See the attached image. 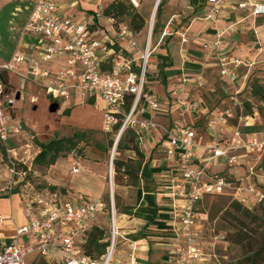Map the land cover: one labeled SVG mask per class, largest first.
<instances>
[{
  "label": "built area",
  "instance_id": "obj_1",
  "mask_svg": "<svg viewBox=\"0 0 264 264\" xmlns=\"http://www.w3.org/2000/svg\"><path fill=\"white\" fill-rule=\"evenodd\" d=\"M95 1V19H100L104 17L105 4L112 0ZM131 1L139 8L137 0ZM161 1H155L153 18ZM207 2L210 8L205 19L212 22L217 20L221 10L229 4L228 0ZM178 3L181 5V12L190 10L191 0H178ZM235 9H249L254 17L264 16V0H246L238 3ZM106 19L114 27L115 35L113 38L106 36L96 39L92 36L94 20L80 23L64 15L57 0H35V9L24 33L39 39V56H32L20 50L11 62L0 67V141L5 146L7 162L4 161V154H0V161L6 163L9 171L7 189L17 190L21 194L27 215V223L17 228L16 237L10 242H2L0 264H27L26 258L32 255L48 264H138V245L130 238L131 233L121 224L128 216L118 213L114 199L109 205L103 198L75 202L61 190L43 185L30 167L22 168L14 156L16 149L7 144L12 136L22 134L25 126L5 110V99L9 98L10 93H7L8 87L1 78L2 72H14L26 80H32L44 89L54 102L69 100L74 92L79 93L82 99H101L105 103L103 131L115 135V150L129 130L135 131L141 140L145 133L155 130L157 126L162 127L154 119L156 114L166 111H163L160 101L146 88L153 54V28L142 49L137 40L138 34L134 33L127 23L122 22L115 26V19ZM223 34L221 33L214 43H206L203 46L210 58L217 59L221 76L235 83L239 81L241 71L250 72L258 64L256 61L241 56L233 57L225 52L222 49ZM170 35L171 32L167 29L162 38ZM182 38L183 42L187 41L186 34H182ZM117 46L128 52L132 51L133 56H121L116 50ZM60 59L64 60V65L55 69L54 65H58ZM136 61L140 64L137 65ZM47 64L53 65L52 68L47 67ZM195 84L198 89L204 88L202 78H197ZM176 106L179 116L183 118L197 111L200 103L189 98H179ZM148 112L150 116H147ZM232 116L231 113L221 115L218 121L227 125ZM180 121L179 125L171 129L162 127L166 139L165 152L176 163L173 179L175 182H181L175 195L186 200L185 205L180 208L182 230L174 236L175 252L172 264H196L208 260L202 248V218L197 213L198 203L207 196L222 194L226 190L232 191L234 199L245 207L264 203V191L259 188L256 179H264L257 173V168L264 158V131L252 133L250 140L245 141L239 124L230 140L225 143L218 141L208 148L211 160L225 159L230 167L248 166L245 177L239 180V184H234L223 177H208V162L193 164L198 145L197 132L188 124H183V119ZM218 121L210 120L207 127L215 130ZM240 121L245 127H249L254 124L255 118L246 115ZM35 139L32 137V142L21 146L26 148L28 156L31 149L32 153L36 152ZM240 149H244L246 155L235 154ZM250 155L254 156L255 164L248 162L247 157ZM78 172L77 162L73 173ZM185 184L190 186L189 190L185 188ZM102 216L109 218V246L104 255L94 259L85 254L84 246L92 224ZM1 221L0 218V223ZM121 244L128 248V259L123 262L117 257Z\"/></svg>",
  "mask_w": 264,
  "mask_h": 264
},
{
  "label": "crops",
  "instance_id": "obj_2",
  "mask_svg": "<svg viewBox=\"0 0 264 264\" xmlns=\"http://www.w3.org/2000/svg\"><path fill=\"white\" fill-rule=\"evenodd\" d=\"M57 1L64 15L72 17L74 20L79 19L80 23L94 20L92 26V36L94 38L114 37V27L105 17L95 19L97 11L95 0ZM137 1L140 8L142 0ZM228 1L229 4H226L221 10L217 20L212 22L205 19V15L210 8L207 0H191V7L187 11L185 18L178 21L181 15H173L169 21L171 23H168L169 25L161 32L157 43L153 46L151 41L153 54L147 73L146 88L161 102L163 111L170 114L171 118L168 120L170 126L174 127L181 122L176 106L177 99L189 98L200 103L199 109L190 113L187 119L190 124L188 125L191 128L194 127L193 129L197 132L198 145L196 146L194 165L208 162L207 147L215 143L218 138L225 137L226 135L225 133V135L220 136V131L211 129H206V133H203L201 130L202 126L207 120L218 121L220 114L232 111L233 106L239 101V95L243 92L246 84V81L244 83L239 81L233 83L228 78L221 76L219 67L217 66V59L213 57L210 60L203 45L214 43L218 39V36L224 33L222 37V49L229 53L230 56H241L244 59L256 61L258 65L264 63L263 59H258L262 50L255 48L257 42L251 41L247 36V32L255 30L256 38L264 41V26L256 25V21L264 18V16L254 17L251 15L249 9H235L238 3L245 2L246 0ZM12 2L20 3V6H16L14 11L25 15L21 21L23 32L10 60L0 62V67L11 62L14 55L20 50L38 57L40 53L39 48H41L37 37L28 36L24 33L25 27L35 9V0H0V10ZM105 5L107 6L108 3ZM153 6L155 5L153 4ZM173 20L180 22V26L171 32L170 27L174 22ZM184 20L187 21L185 22ZM167 29L170 30L171 35L162 38L163 32ZM141 34L142 32L137 35V40L143 49L145 42L144 40L140 41L139 37ZM182 34H186V42H183ZM28 37L32 38V42L28 40ZM121 48L123 47L117 46L116 50L118 54L126 58L133 56L132 51L128 52ZM209 60L214 62V64L211 66L207 65L206 62H209ZM136 63L137 65L140 64L139 61H136ZM63 65L64 60L60 59L58 65H54V67L58 69ZM46 66L52 68L53 65L47 64ZM206 67L209 69L210 67L215 68L219 73L220 80H223L227 86L218 85L217 78L212 74L204 76ZM197 78H202L204 83L203 89L197 88L195 84ZM164 80L166 85L163 84ZM242 84L244 85L242 86ZM88 102L100 108L99 123L93 124V127L102 131L105 103L97 97L89 98ZM147 116H150L149 112ZM154 121L164 128L168 124L164 117L157 116ZM253 125L249 127H253ZM222 126L225 132L231 131L233 133L234 130H231V126ZM67 127L73 128L72 125L64 126L63 128ZM151 132L145 133L141 140L138 138L141 142V151L145 156L138 187L113 184V182L111 183V187L113 192H117L118 196L122 197V199L124 198L125 202L126 199L132 201V204H128L134 208L135 213L138 212L152 219V221H148L143 218L127 215L128 219L121 222L135 239L130 238L138 245L136 253L138 264H172L175 252L173 240L175 234L182 230L180 208L185 205L186 200L175 195L178 192V184H181V182H175L173 179L176 163L165 152V135L158 130H154L153 133ZM39 151L33 157L32 172L43 185L56 187L55 189L61 190L68 198L78 203L91 199L89 196L94 199H100L108 192L110 185L107 175L103 179L109 187L107 188L104 185L101 192L95 195L92 189L81 183L77 186H73L72 184L70 186L66 185L62 178L51 172V169L58 165L59 159L56 162L57 165L55 164L56 166L34 164V159ZM70 158L73 160L70 164L72 168L70 173L76 174L73 173L76 164L75 158L74 156H69L68 159ZM38 166L41 168V171L37 170ZM246 172L247 170L244 168L230 167L225 159H213L208 163L207 169L208 177H223L227 180L228 177L225 176H234L237 178L236 180H241L245 177ZM111 173L113 174V172ZM7 176L9 178V173ZM84 179L83 177L82 180ZM5 180L8 179L0 177V218L2 219L0 223V249L2 242H10L14 239L17 235V228L23 227L27 223L25 203L21 194L17 190L9 191ZM259 180L263 182L264 179L260 178ZM185 188L189 190L190 186L185 184ZM71 195L75 199L71 198ZM131 197L132 200H130ZM200 215L203 219L204 216ZM24 240L27 241L26 238ZM117 257L121 262L126 261L128 259V248L124 247V245L119 246ZM27 259H32V256H28ZM36 261H38V258ZM210 262L211 259H208L205 262L196 264H211Z\"/></svg>",
  "mask_w": 264,
  "mask_h": 264
},
{
  "label": "rangeland",
  "instance_id": "obj_3",
  "mask_svg": "<svg viewBox=\"0 0 264 264\" xmlns=\"http://www.w3.org/2000/svg\"><path fill=\"white\" fill-rule=\"evenodd\" d=\"M153 4L155 5L154 0H142L140 8H138L137 12L145 21V26L139 39L140 41L144 40V42H146L151 28H153L152 45L154 46L157 43L158 37L160 38L161 32L168 25L173 15L180 14L181 16L178 18V21H181L185 18L187 12H181L182 8L178 3V0H164L161 14L158 15L156 13L153 18ZM16 6H20V3L12 2L9 5L2 7L0 10V62H7L10 60L22 36L23 31L21 29V21L25 15L21 12H15L14 10ZM76 20L80 22L79 19ZM126 21L129 22L130 18H127ZM173 21L174 22L170 27L171 32L178 29L180 26V22L176 20ZM184 21L186 22L187 20ZM256 25L264 26V18L258 19L256 21ZM247 36L251 39V41L257 42L255 48L262 50L258 59H263L264 61V41L256 38L255 30L247 32ZM28 40L32 42L31 37H28ZM210 60L209 62L207 61L206 64L211 66L214 62H211ZM209 74H212L217 78L218 85L227 86L223 80H220L219 73L215 68L210 67L209 69L206 67L204 70V76ZM239 75V82L244 83L246 81L245 88L239 95V101L233 106L232 111L220 114L219 117H221V115L231 113L233 116L232 118H229L227 125L229 127L231 126V130H235V128L240 124L244 140L249 141L253 132L264 131V63L257 65L250 73L247 71H241ZM5 78L9 81L7 93H10L9 98L5 99V110L13 117L20 120L25 126V130L22 134L12 136L7 143L10 148L16 149L14 156L18 159L22 168L30 167L32 170L33 157L39 151L38 147L36 152L33 153L31 149L30 155L28 156L26 154V148L21 147L27 142H32V137H35L40 142H48L55 137L59 139L69 138L73 136L76 131H81L85 133V136L78 139L77 147L74 151L67 153V156L65 157L59 158L58 165L55 163L57 166L54 164L56 167L51 169L52 174L62 178L63 182L68 186H70V184L77 186L81 183L82 185L92 189L94 195L101 192L104 185H106V181L103 178L107 175L110 187L106 185L107 188L109 187V190L102 197L105 202L109 205L110 201L114 199V204L119 214L122 210H124L125 206L132 204V201L126 199L125 202L122 197H120V200H117L116 202L115 195H117V192H112L111 183L113 182V184L128 185L134 188L138 187L134 185L133 181L127 174L123 172L117 173L114 167L115 159L122 161L129 160L131 162L139 160V157L134 150L139 149L141 151V142L138 138L133 140V136L127 133L123 137L122 141L119 142L122 147L119 149L116 147L115 150V135L107 134L103 130L100 131L98 128L95 129V127H93V124L99 123L100 108L90 104L87 99H82L79 93L74 92L69 100H59V110L56 113H51L50 106L54 101L44 89L40 88L37 83L32 80H26L14 72H10V74L5 73ZM243 85L244 84H242V86ZM18 94H20V99H17ZM10 103H13V106H11ZM169 115L170 114L168 112L156 114V117L159 116L165 118V121L168 123L166 125V129L172 128V126H170V122H168L171 118ZM246 115H251L255 118V124L251 127L254 130L249 131L250 128L245 127L243 122L240 121V119ZM188 116L189 114L183 118L179 116L180 119L184 120L182 121L183 124H189L187 120ZM210 120H207L202 126L201 130L203 133H206V129H209L207 127V123ZM68 125H72L73 128H63ZM157 130L164 135L162 127L157 126L155 131ZM217 130L220 131V136L225 135V133L226 135L225 137L218 138L215 143L218 141L225 143L233 137L231 131H229V133L223 130V126L219 123V121L218 126L214 131ZM153 131L151 133H153ZM212 145H209L206 149V154L209 156L208 163L212 161L211 154L208 151V148ZM0 154H4V161L7 162V153L0 152ZM235 154L242 156L245 154V150H237ZM69 156H74L76 163H79V173H70L72 170L70 164L73 160L71 158L68 159ZM247 160L248 162H251V164H255L254 156L252 157V155H250L247 157ZM263 160L264 158L261 163H263ZM143 161H145V156L142 162ZM238 168H244L247 170L248 166L244 165ZM37 170L41 171V168L38 166ZM111 172H113V174ZM8 173L9 171L6 163H2L0 161V177L8 179ZM257 173H260L258 169ZM83 177L86 180H82ZM225 177H228V180L234 184H239V180H236V177ZM256 179L259 180L258 178ZM5 181L7 183L8 180ZM89 197L94 199L91 196ZM71 198L75 199L72 195ZM130 200H132V197ZM238 204L239 203L234 199L233 192L226 190L222 194L205 197L197 205V213L204 216L201 221L202 226L200 229V233H202L203 236L202 248L205 256L208 259H211V264H235L242 259L244 253L246 252V248L232 242L233 235L236 233V230L233 227L231 215L234 211L233 207H236ZM262 204L264 205V203ZM242 207L254 212V214H258L257 216L259 218H264L263 206L257 205L254 207ZM100 220L105 222V219L101 218ZM104 227L108 235L109 225H104ZM130 237L135 239L132 236ZM37 258L38 257L36 255H32V259H27L26 261L28 264H34L35 262V264H38L39 260L36 261Z\"/></svg>",
  "mask_w": 264,
  "mask_h": 264
},
{
  "label": "trees",
  "instance_id": "obj_4",
  "mask_svg": "<svg viewBox=\"0 0 264 264\" xmlns=\"http://www.w3.org/2000/svg\"><path fill=\"white\" fill-rule=\"evenodd\" d=\"M131 0H114L109 3L103 10L104 17H111L115 19V26L119 23H127L130 29L139 34L142 32L145 21L143 17L137 12L138 8L132 3ZM157 0H154V2ZM162 0L158 6L157 14L160 15L163 8ZM127 18H130V21H126ZM253 68L251 71H253ZM250 71V72H251ZM249 72V73H250ZM1 78L6 85L9 87V81L5 78V72H2ZM163 84L166 85L165 80ZM131 103V102H130ZM129 103V104H130ZM67 112V111H66ZM249 131L254 130L249 127ZM132 132V133H131ZM131 134L133 136V140L138 138V135L135 131L129 130L125 133ZM123 135V137L125 136ZM85 136V133L81 131H76L73 136L69 138H53L48 142H40L35 139L37 147L40 149L39 153L36 155L34 159V164L36 165H54L57 160L61 157L67 156V153H71L77 147L78 139ZM122 137V139H123ZM122 139L120 141H122ZM136 146V145H135ZM1 153H6L5 146L0 141ZM122 145L119 143L117 149L121 148ZM138 155V161H122V160H114V167L117 173L123 172L127 174L130 179L133 181L135 186L139 185L140 174L142 171V166L144 161V154L139 149H134ZM142 158V159H140ZM259 170V174L264 177V160L263 163L257 168ZM230 181V180H228ZM264 182H259L258 186L264 191L263 187ZM50 187V186H49ZM55 189L56 187H50ZM115 200H120V196L115 195ZM240 204V203H239ZM236 205L233 207V214L231 215V220L236 233L233 235L232 242L234 244H238L243 248H246V252L244 253L242 259H240L235 264H264V218H259L254 212L245 209L242 207L243 205ZM264 207L261 203L259 204ZM120 214H125L129 216H133L136 218H143L148 221H152L149 216L142 215L138 212H134V208L130 205L125 206L124 210ZM105 219L101 221L100 219ZM109 225V218L107 216L100 217L95 223L92 224L91 229L88 232V238L85 242L84 252L86 255L91 256L94 259L100 258L105 254L107 247L109 246V242L107 241L108 235L107 231H105L104 225ZM38 264H48L43 260H39ZM234 264V263H233Z\"/></svg>",
  "mask_w": 264,
  "mask_h": 264
},
{
  "label": "water",
  "instance_id": "obj_5",
  "mask_svg": "<svg viewBox=\"0 0 264 264\" xmlns=\"http://www.w3.org/2000/svg\"><path fill=\"white\" fill-rule=\"evenodd\" d=\"M17 99H20V94L17 95ZM12 106V103H10ZM60 108V104L58 102H53L50 106V112L51 113H56Z\"/></svg>",
  "mask_w": 264,
  "mask_h": 264
},
{
  "label": "bare ground",
  "instance_id": "obj_6",
  "mask_svg": "<svg viewBox=\"0 0 264 264\" xmlns=\"http://www.w3.org/2000/svg\"><path fill=\"white\" fill-rule=\"evenodd\" d=\"M112 192H113V190H112Z\"/></svg>",
  "mask_w": 264,
  "mask_h": 264
}]
</instances>
